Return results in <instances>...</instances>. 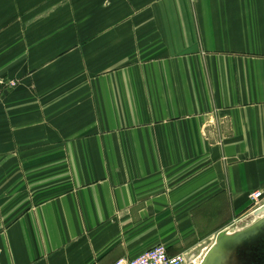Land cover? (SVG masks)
<instances>
[{
    "label": "crops",
    "instance_id": "obj_1",
    "mask_svg": "<svg viewBox=\"0 0 264 264\" xmlns=\"http://www.w3.org/2000/svg\"><path fill=\"white\" fill-rule=\"evenodd\" d=\"M0 76V264L197 258L264 192V0H0Z\"/></svg>",
    "mask_w": 264,
    "mask_h": 264
},
{
    "label": "water",
    "instance_id": "obj_2",
    "mask_svg": "<svg viewBox=\"0 0 264 264\" xmlns=\"http://www.w3.org/2000/svg\"><path fill=\"white\" fill-rule=\"evenodd\" d=\"M262 215H264V204L241 220L240 224ZM263 243L264 218L249 224L235 234H229L228 231L220 233L215 245L208 250L203 264H259L264 258V250L259 253ZM254 257L255 263L252 261ZM194 258L195 255H188L189 260Z\"/></svg>",
    "mask_w": 264,
    "mask_h": 264
},
{
    "label": "built area",
    "instance_id": "obj_3",
    "mask_svg": "<svg viewBox=\"0 0 264 264\" xmlns=\"http://www.w3.org/2000/svg\"><path fill=\"white\" fill-rule=\"evenodd\" d=\"M18 80L4 78L0 76V102L3 100V91L13 89L18 86ZM253 210L264 204V192L257 190L250 195ZM252 210V211H253ZM206 254L193 260L188 259L187 254H171L164 244H158L140 255L132 258H121L114 264H203Z\"/></svg>",
    "mask_w": 264,
    "mask_h": 264
},
{
    "label": "rangeland",
    "instance_id": "obj_4",
    "mask_svg": "<svg viewBox=\"0 0 264 264\" xmlns=\"http://www.w3.org/2000/svg\"><path fill=\"white\" fill-rule=\"evenodd\" d=\"M83 13H85L84 11H83ZM67 22H72V20H69V19H67ZM248 216V215H247ZM246 217V216H245ZM244 217V218H245ZM244 218H241V220H243ZM264 218V215H262V216H258L256 219H254V220H249V221H247V222H245L244 221V223L243 224H240V221L241 220H239V225H237V226H235V228L233 229V230H230L229 231V234H235V233H237L239 230H242L244 227H246V226H248L249 224H251V223H253V222H258V221H260V220H262ZM237 223V224H238ZM216 241V240H215ZM207 252H208V250H203V249H200V251H199V254L203 257L205 254H207Z\"/></svg>",
    "mask_w": 264,
    "mask_h": 264
},
{
    "label": "flooded vegetation",
    "instance_id": "obj_5",
    "mask_svg": "<svg viewBox=\"0 0 264 264\" xmlns=\"http://www.w3.org/2000/svg\"><path fill=\"white\" fill-rule=\"evenodd\" d=\"M262 249L264 250V243H263L262 247L260 248L259 253L261 252ZM252 261H253V263H255V257L252 259ZM259 264H264V258L259 262Z\"/></svg>",
    "mask_w": 264,
    "mask_h": 264
}]
</instances>
